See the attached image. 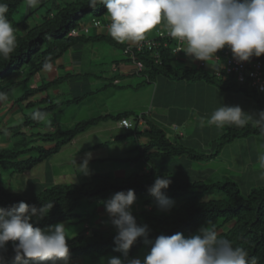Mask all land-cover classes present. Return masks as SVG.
Listing matches in <instances>:
<instances>
[{
  "label": "trees",
  "instance_id": "trees-1",
  "mask_svg": "<svg viewBox=\"0 0 264 264\" xmlns=\"http://www.w3.org/2000/svg\"><path fill=\"white\" fill-rule=\"evenodd\" d=\"M26 1L0 0V2L8 3V19L19 31L15 52L7 59L0 57V91L6 92L8 99L11 100L17 96L16 102H13L14 106L21 104L25 110L34 106L33 113L41 110L49 114L58 108L69 107L73 104L72 102H77L75 98L73 101L53 103L48 95L53 84L61 82L69 75L58 77L52 82L43 80L39 86L29 87L28 84L33 83L35 76L46 69L44 67L46 61L48 65H52L76 45L83 48L89 42L93 43L109 37L106 34L95 35L94 33L89 37H67L69 31L86 25L85 19L91 13L97 18L99 12L101 15L104 14L105 18L102 19L104 24L109 17L103 5L98 4L95 9L90 8L89 0H53L52 7L46 10L40 20L30 24L24 18L17 22L15 14ZM99 7H101L100 10H98ZM29 14L32 15V11H29ZM124 47L125 44L122 45L123 50ZM158 51L159 60L154 58L153 52L145 51L138 54L137 58L144 63L145 71L141 74L134 72L130 77L145 75L149 82L150 77L157 75L182 81L196 80L206 83H215L214 80H217L219 83L216 84L220 90L239 91L246 97L252 98L259 111H264V94H258L254 89L245 86L237 88L238 85L233 78L232 81L219 79L207 74L205 67L194 69L177 61L170 47L160 48ZM125 61L130 62L127 58ZM120 78L111 79L104 88L107 86L123 88L120 85L122 81ZM117 79L120 82L115 84L114 81ZM8 99L0 104L6 103ZM17 108L15 110L19 112L20 108ZM126 114V112L118 113L116 116L107 114L77 123L65 131L53 130V127L45 126L44 121H35L26 115L21 125H10L5 132H2L6 135L9 144L7 148L0 149V169L11 170L9 175L11 173L23 175L26 171L32 169L35 171L36 167L43 162H46L45 169H48V161L63 146L87 131L91 125L106 119L116 121L125 118ZM146 117L145 114H141L135 120L138 121L140 118L145 122ZM146 123L147 127L148 124L151 127L137 132L136 136L147 137L149 141L147 146L143 149L138 144L140 153H137L136 149H130V154L128 153L127 156L133 157L116 159L123 168H132L141 162L143 167L137 169L136 172L114 178L108 177L98 169V172L95 171L90 179L76 184H53L51 176L50 179H46V175L39 176L37 172V178L29 179L26 183L27 188L39 190L36 195L29 197L0 187V207L9 208L21 201L37 209L43 204H52L46 216L33 217L32 220L34 227L45 229L61 222L65 226L69 225L75 218L80 219L75 221L76 223L80 222L84 215L78 209L80 206L84 207L83 201L100 202L110 199L117 192L132 189L143 203L139 210H132V214L138 224L148 225L150 230L148 240L154 242L161 234L170 236L177 232L189 236L196 233L206 221L211 220L222 237L232 241L234 246L245 248L250 257L257 258V264H264V184L253 187L247 194H243L234 180L225 175H218L216 169L195 171L191 167L194 162L202 163L219 158L220 151L235 140H254L255 136H259L258 130L251 124L238 130L228 129V132L222 134V141L212 140L211 150L205 149L197 153L184 145V135L179 136L178 142L171 141L162 129L157 128L158 124L155 121L151 123L146 121ZM156 129L159 135L157 134L158 137L151 140L153 137L149 135L154 133L155 137ZM210 131L215 132V129H210ZM121 138V136L117 137L116 140ZM50 142H53V146L46 148V144ZM175 161L180 164H175ZM173 165H178L179 168L173 169ZM165 174H168L172 181L168 189L163 190L165 195L173 201L181 199L177 206L171 207L168 211L160 210L156 201L148 193L155 177ZM40 177H44L46 184L40 183ZM48 182L51 186H48ZM211 196L214 197L209 198ZM116 234L112 230L90 229L89 225L84 227L76 235L68 237L67 243L70 249L68 259L78 260L79 264H102L105 258L113 256L123 258L122 253L114 250ZM149 250V245L141 238L132 246L128 257L139 258L142 253L146 254ZM0 254L5 256V264H16L13 242L9 241L6 251Z\"/></svg>",
  "mask_w": 264,
  "mask_h": 264
},
{
  "label": "clouds",
  "instance_id": "clouds-1",
  "mask_svg": "<svg viewBox=\"0 0 264 264\" xmlns=\"http://www.w3.org/2000/svg\"><path fill=\"white\" fill-rule=\"evenodd\" d=\"M45 2L46 0H27V5L29 8L37 9ZM98 4L107 9L106 14L109 17L106 19L107 22L104 24L102 20L94 18L90 23L69 31L67 37H89L91 30L98 35L96 32L105 28L108 36L117 43L127 42L125 50L132 43L156 37L158 30H164L156 29L163 23L168 35L182 43L183 46L179 52H183L185 56L196 61L208 62L216 58V53L225 47L231 50L233 58L238 63L249 62L252 57L264 56V0H89L88 6L95 9ZM8 13V3L0 2V57L5 59L9 58L17 48V29L9 21ZM95 21L100 23L99 27H94ZM154 29H156L154 35L147 37ZM124 50L123 55L131 64L130 70L140 74L144 72L145 68L141 72L135 70L133 61L124 53ZM142 52L135 53L138 61H140L137 58L138 54ZM172 54L177 61L181 62L179 59L181 54L175 55L173 52ZM44 67H49L47 61ZM205 68L209 71L211 69ZM125 75L127 73L121 71V77ZM231 77L238 86L249 87L239 85L235 77ZM119 82L118 79L114 81L115 84ZM7 99V93L0 91V102ZM12 106L8 107L7 103L0 104V113L7 112ZM47 115L46 112L37 110L32 114V119L44 121ZM138 120L137 126L144 127L146 130L147 125L144 121L140 118ZM115 122L118 129L133 128V123L126 117ZM124 122L127 125H124ZM200 123L203 126L205 118L201 117ZM206 123L218 129H223L225 126L242 128L251 124L258 130L259 136L264 138V111L251 115L245 113L238 105H220L206 119ZM170 127L174 129L175 134L179 130L176 125ZM120 136L122 138L118 140L126 142L127 133L118 134L114 139ZM143 138H146V141H143ZM133 139H137L135 141L143 145L142 148L149 143L147 137L136 136V133ZM12 141L15 142V140ZM72 142H77V137L70 143ZM51 146L53 144H46L45 147ZM128 153L129 151L122 155ZM91 156V153H86L79 165L74 161L80 168V173L88 174ZM258 163L259 167L264 169V154L259 156ZM33 171L32 169L24 174L29 177ZM29 179L33 178L29 177ZM171 182L168 174L156 176L154 183L148 189L149 195L162 211L169 210L174 205V201L163 191L168 189ZM136 199L134 190L129 189L117 192L103 202L111 224L117 231L114 237L116 246L114 250L122 253L123 258L109 257L102 264H257V258L250 257L245 248L234 246L232 241L222 237L211 220L206 221L196 233L189 236L177 232L170 236L161 234L154 242L148 240L150 231L148 225L138 224L131 211ZM51 207L52 204H43L37 209L24 201L13 204L9 208L0 207V253L6 251V245L11 241L16 264H79L78 260L68 259L70 249L64 223H57L45 229L33 226V217L43 218ZM141 238L149 245L150 250L143 260L129 258L130 249ZM0 264H5L3 254H0Z\"/></svg>",
  "mask_w": 264,
  "mask_h": 264
},
{
  "label": "rangeland",
  "instance_id": "rangeland-1",
  "mask_svg": "<svg viewBox=\"0 0 264 264\" xmlns=\"http://www.w3.org/2000/svg\"><path fill=\"white\" fill-rule=\"evenodd\" d=\"M52 1L53 0H48L37 9L29 8L27 1L24 2L15 14V20L20 22L25 18L30 24L40 20L46 10L52 7ZM29 9L32 10V15L29 14ZM100 9L101 7L98 8V10ZM98 14V18L95 17L93 13L89 14L85 22L90 23L93 18L100 20L105 18L104 14L101 15L100 12ZM159 28L167 29L163 23L158 25L156 29ZM156 29L152 31V34H154ZM18 33L19 31L16 32V35ZM96 33L101 35L99 32ZM91 36H93L92 30ZM149 36L148 34L147 37ZM114 42L116 41L109 36L105 39H99L93 43L85 44L83 46L82 58L80 60L77 59V63L73 59V50H68L62 58L58 59L54 64L49 65L42 73H38L35 76V81L28 84V86H39L43 80H50L49 82H52V80H56L58 77L66 76V74L69 75L68 78L64 77L61 82L53 84V87L49 89L50 93L48 92L53 103H60L66 100L73 101V99L77 98V102H72L73 104L69 107L58 108L47 115L44 124L47 127H53V130L59 129L65 131L80 122L89 121L107 114L116 116L117 113L124 112L127 113L126 118L133 123V128L131 130H121L116 127L117 123L115 120H100L97 124L91 125L87 131L79 135L77 137V142H72L63 146L60 151L48 161V169H45L47 165L45 164L46 162L37 166V169L29 176L30 178H37V172L39 176H42V173L47 170V172L51 174V182L53 184H76L90 179L95 171L98 172V169H100V171L102 170L101 173H105L108 177L114 178H120L126 174V172L124 175L122 173L120 174V171H127L128 175L132 172H136L137 169L143 167L141 162H138V165L132 168L129 167L127 170L126 167L123 169L121 163L116 159L133 157L127 156L128 154L123 157L122 153L134 149H136L137 153H140L138 143L133 139V136L135 133L139 132V130L143 131L145 129L144 127L137 126V120H135V118L141 114L147 116L144 119V123H146V121L149 123L155 121L156 124H158L157 128L162 129L171 141L176 140L178 142L180 140L179 135H184V145L198 153L205 149L211 150L213 148L212 142L222 141L221 136L228 132V129H241L235 126H225L223 129H218L214 125H207L206 119L209 118L212 112L220 105H238L245 113L251 115L260 112L252 98L246 97L239 91L220 90L216 84L218 82L217 80H214L215 83H206L196 80L182 81L172 77L165 78L162 75L150 77V82L146 80L145 75L143 77L122 78L120 66L131 65L130 62L128 63L125 61L126 58L123 55L122 45L127 42L123 44L117 42L116 44ZM179 59L181 63L183 62L185 65L194 69L199 68L198 64L201 62L193 60L184 54H181ZM205 63L206 67L213 68L215 59L213 58ZM60 66H63L64 69L60 68ZM205 72L211 74L208 69H205ZM115 77H121L120 79L122 81L120 85H122L123 88L120 89L113 86L104 88V86ZM221 79L225 81L229 79L232 81V77L228 75H224ZM165 81H169L170 83L164 84L165 88L163 87V89L165 91L167 89V92L165 96L162 97L161 105L158 107L156 105L158 96H155V92L158 84L160 83L161 86ZM236 87L239 88V86ZM16 99L17 96L12 98V100L8 99L6 102L8 107L13 105ZM17 107L20 108L19 112ZM16 108L18 110H15ZM34 109L35 107L33 106L25 110L23 109V105L17 104L15 106L13 105L12 109L9 108L7 112L0 113V149L7 148L9 144L6 135L2 133L6 131L7 126L21 124L25 120L26 115L32 118L31 113H33ZM172 109L182 115L180 117L181 120L174 119V122L176 121L175 125L179 128L176 134L175 131H173L174 129L167 126L165 124L166 121L164 122L162 118L164 117L165 120H167L168 114ZM150 113L158 115L162 118V121L159 119H152V117L150 119ZM198 113L205 115V117H203L205 118V124L203 126H201L200 123L201 115ZM190 115L191 117H189ZM171 123L173 124V122ZM111 126H114V128L113 130L111 129L110 134L108 129L109 127L111 128ZM148 127L150 128L151 126L148 124ZM210 129H215V132L210 131ZM154 132L155 137L153 136L154 133L149 135L153 137L151 140L159 135L157 129ZM126 133V142L114 139L118 134ZM253 139L252 141L249 139L235 140L220 151L219 158L202 163L194 162L191 167L195 171L216 169L218 175L228 176L238 184L243 194H247L251 188L264 184V178H262L264 177V169H261L258 163L259 156L264 154V138L255 136ZM52 144L53 142L49 143V145ZM86 153L92 154L88 164L87 175L80 173V168L77 166L84 160ZM176 163L180 164V162L175 161V164ZM100 165L102 166L98 168ZM173 166V169L179 168L178 165ZM10 171L11 170L5 171L0 169V187L29 197L37 194L39 190L27 188L26 183L29 178L27 175L12 173L9 175L8 173ZM40 178V183L46 184L44 177ZM46 179H50L49 176H46ZM48 186H51L50 182H48ZM213 197L214 196H211L209 198ZM107 200L108 199L100 202L92 201L90 203L83 201L84 207L80 206L78 211L84 216L81 218L80 222L76 223L75 221L80 219L75 218L73 223L70 222L71 224L65 226L67 229V236L72 237L76 235L88 225L90 229L112 230L117 233L104 208L103 202ZM141 200L142 199L139 198L136 199V202L132 205L131 211L139 210V208L143 206ZM179 201L181 202V199L174 201L172 207L177 206ZM146 254L142 253L139 258L143 260ZM106 259L107 258H105L103 262H106Z\"/></svg>",
  "mask_w": 264,
  "mask_h": 264
},
{
  "label": "built area",
  "instance_id": "built-area-1",
  "mask_svg": "<svg viewBox=\"0 0 264 264\" xmlns=\"http://www.w3.org/2000/svg\"><path fill=\"white\" fill-rule=\"evenodd\" d=\"M93 25L94 27H99L100 23L95 21ZM169 46H171L172 52L175 55L184 54L183 52H179L183 46L179 40L170 37L167 30H158L156 32V37L153 39H146L139 43H132V45L126 47L124 53L133 61L135 70L141 72L145 67L141 61L136 59V52H153L154 58L158 60L160 57L158 50ZM262 57L264 56L259 58L252 57L249 62L238 63L233 58L231 50L225 47L220 50L219 53H216V58L214 57L215 65L213 68L210 67V72L218 78L223 75L234 76L239 85H247L259 94H264V61ZM199 66L206 67V63L201 61ZM124 125H127V123L124 122Z\"/></svg>",
  "mask_w": 264,
  "mask_h": 264
},
{
  "label": "crops",
  "instance_id": "crops-1",
  "mask_svg": "<svg viewBox=\"0 0 264 264\" xmlns=\"http://www.w3.org/2000/svg\"><path fill=\"white\" fill-rule=\"evenodd\" d=\"M97 32H99V33H101V34H106V35H108L107 34V29H105V28H103V29H101V30H99V31H97ZM149 37H152L154 34H152V32H150L149 33ZM73 59L75 60V62L77 63V59L78 60H80L81 58H82V52H83V48H81V46H79V45H76L73 49ZM118 67V66H117ZM115 69V68H114ZM113 69V70H114ZM131 69V67H129V66H127V65H121L120 66V70L121 71H123V72H126L127 73V75H125V77H123V78H130V76H132V74L134 73L132 70H130ZM166 83H170L169 81H165L161 86H160V83L158 84V86H157V90H156V92H155V96H158L157 97V103H156V105L158 106V107H160V105H161V101H162V97H164L165 96V94H166V92H167V89H166V91L163 89V87L165 88V86H164V84H166ZM155 100H156V98H155ZM154 100V101H155ZM171 106H173V105H171ZM192 114V113H191ZM199 114V113H198ZM185 115V114H184ZM199 115H201V114H199ZM149 116H150V118L152 117V119H159V120H161L162 121V118H163V120H164V122H165V124L167 125V126H172V125H175V122H174V119L175 120H181V114L179 113V112H177V111H175V110H170V112H169V114H168V117H167V120H165V118L164 117H159L158 115H155V114H149ZM187 117H188V115H187ZM186 117V118H187ZM189 117H191V115L189 116ZM201 117H205V115H201ZM207 117V116H206ZM189 120V119H188ZM171 122H173V124L171 123ZM169 123V124H168ZM113 126H111V128L109 127V129H108V132H110V134H111V129L113 130ZM179 129V128H178ZM140 131V130H139ZM108 137H110V136H108ZM110 139V138H109ZM144 140L143 141H146L145 139L146 138H143ZM127 152V151H126ZM126 152H123L122 154H126ZM248 164V163H247ZM246 164V165H247ZM124 169V168H123ZM127 170L129 169V168H126ZM127 173V171H122V172H120V174L122 173V174H124V173ZM51 176V174L50 173H48L47 171L45 172V173H43V175L42 176Z\"/></svg>",
  "mask_w": 264,
  "mask_h": 264
}]
</instances>
